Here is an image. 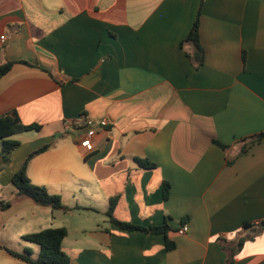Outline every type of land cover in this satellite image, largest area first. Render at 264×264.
Returning <instances> with one entry per match:
<instances>
[{"label":"crops","instance_id":"0c3cea01","mask_svg":"<svg viewBox=\"0 0 264 264\" xmlns=\"http://www.w3.org/2000/svg\"><path fill=\"white\" fill-rule=\"evenodd\" d=\"M197 19L201 64L187 41ZM6 61L0 116L41 129L12 136L7 164L0 141V264H30L7 248L31 252L23 235L50 227L68 230L69 264H264V138L250 142L264 132V0H0ZM47 143L27 174L70 209L12 183ZM114 196L115 218L167 235L113 223Z\"/></svg>","mask_w":264,"mask_h":264},{"label":"trees","instance_id":"16d2710c","mask_svg":"<svg viewBox=\"0 0 264 264\" xmlns=\"http://www.w3.org/2000/svg\"><path fill=\"white\" fill-rule=\"evenodd\" d=\"M194 44L196 53V61L200 64L204 60V49L202 48L200 42L199 34V19L194 23L193 28L187 38ZM13 61H6L0 64V78L6 74L13 66ZM40 124H26L22 121L19 113L16 110L8 112L0 116V141L2 142V155L5 164L9 163L11 160L12 152L20 146V140L12 138L13 135L29 130H40ZM264 138V132L254 135L250 138V142L259 141ZM216 143L223 146V144L217 140ZM52 143H47L40 148L31 152L27 158L22 163L20 169L14 173L12 177V183L17 189L18 196H26L33 199L36 203L41 205H49L54 209H70L69 206L65 205L60 194L50 192L46 186L38 185L31 181L27 174L28 166L30 161L38 154L46 151L51 147ZM137 161L145 168H152L155 166L153 162L147 159H137ZM170 184L168 182L164 183V197L169 196ZM118 196H114L110 199V207L107 214L110 220L125 228V229H139L151 232H161L167 235L169 231V224L165 223L161 226H150L144 227L141 225H135L129 222H122L114 217L113 212L117 204ZM11 205V201H6L1 204L2 209H6ZM74 209V208H73ZM261 225L264 226V219L261 221ZM254 226L251 222H246L244 224L245 229H250ZM68 234V230L65 227H50L40 231L31 232L23 235L25 241L36 243L40 246V252L37 258L32 257V253L28 250L25 252H18L16 250L7 248V250L16 258L24 260L30 264H69L70 257L68 253L63 249V240ZM253 238V236H243L241 237L237 245L242 246L246 239ZM167 249L175 248L176 244L167 239L166 242Z\"/></svg>","mask_w":264,"mask_h":264},{"label":"built area","instance_id":"2783aa9c","mask_svg":"<svg viewBox=\"0 0 264 264\" xmlns=\"http://www.w3.org/2000/svg\"><path fill=\"white\" fill-rule=\"evenodd\" d=\"M5 36H1V40H4ZM89 127L81 134H79V142L81 144V146L85 147L88 150L93 149L94 147V143H93V137L95 136L97 129L95 127V123H93L92 121H89ZM109 124L108 120L106 118H103L100 122H99V126L102 128H105L107 125ZM188 229L187 224L183 225L180 228V233H184L186 232Z\"/></svg>","mask_w":264,"mask_h":264},{"label":"rangeland","instance_id":"374dc122","mask_svg":"<svg viewBox=\"0 0 264 264\" xmlns=\"http://www.w3.org/2000/svg\"><path fill=\"white\" fill-rule=\"evenodd\" d=\"M77 214L80 215L79 212ZM90 214H92V215H90ZM82 216H84V215H82ZM89 216H92L93 217L95 215L93 213H87V217H89ZM96 218H100V216H97ZM86 224L87 225L89 224V220L86 222ZM20 243H23V242L20 241V240L13 241V245L15 247H17L19 250L20 249H23V248H21ZM25 247H27V249H29L31 252H33L32 256H37V253L39 252V245L38 244L29 242L28 243V246H25Z\"/></svg>","mask_w":264,"mask_h":264}]
</instances>
